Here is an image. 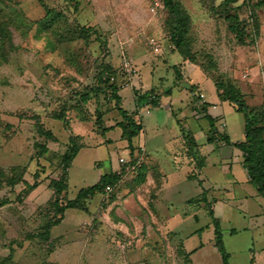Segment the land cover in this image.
Returning <instances> with one entry per match:
<instances>
[{
  "label": "rangeland",
  "instance_id": "obj_1",
  "mask_svg": "<svg viewBox=\"0 0 264 264\" xmlns=\"http://www.w3.org/2000/svg\"><path fill=\"white\" fill-rule=\"evenodd\" d=\"M174 1L178 15L162 0H0V264H221L203 190L228 264H264V198L196 113L202 94L219 134L243 141L214 84L264 106V0ZM118 106L141 124L131 141ZM124 155L143 163L125 170ZM109 173L108 192L55 212Z\"/></svg>",
  "mask_w": 264,
  "mask_h": 264
},
{
  "label": "trees",
  "instance_id": "obj_2",
  "mask_svg": "<svg viewBox=\"0 0 264 264\" xmlns=\"http://www.w3.org/2000/svg\"><path fill=\"white\" fill-rule=\"evenodd\" d=\"M164 5L169 8L175 15L179 14L176 3L174 0H162ZM225 3H233L239 0H224ZM244 2L249 0H243ZM257 5L259 7L264 6V1L258 2ZM180 20L183 22L182 18ZM232 31H237V26L235 24H231L229 26ZM174 39H178L180 34H183V30L180 32L173 31ZM181 42L175 41L176 48L179 47ZM178 80L181 79V75L177 74ZM107 84V80L103 82V85ZM215 90L217 92V96L221 101L228 102L233 106L236 112L243 115L244 118V139L243 141L231 143L227 135H220L218 130L215 127V121L217 118H213L211 115L207 114V109L211 105L203 102L198 105L196 108V113H202L203 118H205L209 123L210 137L207 139V143H213L215 141H221L224 145L231 144L237 151L240 152L242 157V166L246 172L248 183L255 189L256 193L264 198V106L262 108H254L249 107L244 100V96L242 93L234 92L230 85L225 87L226 95H222L221 91H219V86L217 87L215 84ZM112 90V95L110 96L113 100H116L117 103L120 102V97L117 95V88L114 84L109 86ZM97 91V90H96ZM169 93V91H167ZM157 94L141 96L138 98L137 107H142L146 105H151L156 107L158 104ZM79 98L81 101H85L87 99V94H80ZM201 99V98H200ZM202 101V100H201ZM200 108V109H199ZM199 109V110H198ZM119 114L122 116V123L119 124L122 130V136L126 137L128 141H131L140 131L141 124L137 123L132 116L127 114L125 110H122L119 106L117 108ZM53 120L65 122V115L63 114L60 108H57L55 114L51 116ZM124 123V124H123ZM42 151L45 152V146H42ZM131 153V152H130ZM77 154L76 149H72V154H65L66 164L70 162V160ZM131 155V154H130ZM132 156V155H131ZM202 167L201 164L197 165V168L200 169ZM119 176L114 173H109L108 175H101L98 181L87 188H82L76 195V198L72 202H68L64 206L59 205L55 201V212L57 214H62L66 209H77L80 206V203L85 200L90 199L95 194H103L104 190L109 187H113L117 181ZM64 190L59 182L56 183V191L57 194H60ZM207 191H202L201 202H205V207H207L209 217L211 218V224L213 225V235H214V244L221 256V264H228L229 255L226 253L222 241V233L220 229L219 219L215 218L213 212L210 209V205L206 200ZM53 222L48 227H46V231L42 234V237L47 238L49 229L52 226L57 224ZM191 254V253H189ZM187 254V255H189Z\"/></svg>",
  "mask_w": 264,
  "mask_h": 264
},
{
  "label": "built area",
  "instance_id": "obj_3",
  "mask_svg": "<svg viewBox=\"0 0 264 264\" xmlns=\"http://www.w3.org/2000/svg\"><path fill=\"white\" fill-rule=\"evenodd\" d=\"M155 9H152V11H154ZM152 43L154 44V48H156V43L154 40H151ZM157 50V49H156ZM199 96L201 98H203L202 94H199ZM143 163V158H142V155H138L133 158V157H129V156H121L118 158V165L121 167V168H124L125 170H129L131 166H133V168L135 167H139L141 166V164ZM109 187H107L104 192H108Z\"/></svg>",
  "mask_w": 264,
  "mask_h": 264
},
{
  "label": "crops",
  "instance_id": "obj_4",
  "mask_svg": "<svg viewBox=\"0 0 264 264\" xmlns=\"http://www.w3.org/2000/svg\"><path fill=\"white\" fill-rule=\"evenodd\" d=\"M182 73V72H181ZM183 75V74H182ZM184 81V80H183ZM176 86V85H175ZM181 86V85H180ZM145 87H148L149 89L151 88V87H149V86H145ZM175 89H179V87H176ZM174 89V92H173V90L171 89V93L173 92V94H172V96L173 97H175V96H177V95H179V94H177V93H179V92H177L176 90ZM169 90V89H168ZM155 94V93H154ZM159 95V94H158ZM165 95H170L171 96V94H169V93H167V94H165ZM199 96V95H198ZM203 96V95H202ZM216 96H217V94H216ZM218 97V96H217ZM203 99H204V96H203V98H202V101H201V103H203V102H205V101H203ZM219 99V98H218ZM187 100H190V98H188ZM191 101V100H190ZM200 103V104H201ZM206 103H207V101H206ZM209 104V103H208ZM158 105V104H157ZM157 107V106H156ZM212 108H214L215 109V107L214 106H212ZM209 110H210V107H208V109H207V114H209V115H211L213 118H219V117H221V115H219V114H215V115H213V114H210L209 113ZM219 120V119H218ZM248 181V180H247Z\"/></svg>",
  "mask_w": 264,
  "mask_h": 264
}]
</instances>
